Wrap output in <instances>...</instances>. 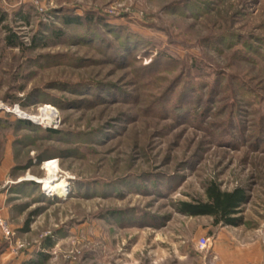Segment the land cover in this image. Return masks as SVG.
<instances>
[{"label": "rangeland", "instance_id": "374dc122", "mask_svg": "<svg viewBox=\"0 0 264 264\" xmlns=\"http://www.w3.org/2000/svg\"><path fill=\"white\" fill-rule=\"evenodd\" d=\"M212 183L239 227L178 212ZM0 197L2 264H264V0H0Z\"/></svg>", "mask_w": 264, "mask_h": 264}, {"label": "trees", "instance_id": "16d2710c", "mask_svg": "<svg viewBox=\"0 0 264 264\" xmlns=\"http://www.w3.org/2000/svg\"><path fill=\"white\" fill-rule=\"evenodd\" d=\"M3 19V18H2ZM61 24L63 27H79L84 25H90L93 23L94 18L92 17H86V16H77V15H65L64 18H61ZM98 22L103 21L102 18H97ZM104 25V24H103ZM106 26V25H104ZM92 28V26H91ZM107 28V27H106ZM122 36H118L119 39L124 37L126 32H121ZM54 35L58 38H61L65 36V32L63 30L57 29L54 31ZM227 37V36H226ZM139 38L135 37L131 34H126L124 37V42L122 43L123 48L129 52L130 46L133 47V44L136 45V41L139 42ZM135 41V43H134ZM16 35H11L8 37L7 43H9L12 47H19L22 48L23 43L19 44L17 43ZM131 44V45H129ZM109 45V44H108ZM134 45V46H135ZM162 57L165 59L172 60L167 54H161ZM189 69H187L190 72H194V74H198V72H202V66L199 61L196 60L193 62V65H188ZM189 72V73H190ZM193 74V73H192ZM196 74V75H197ZM191 75V74H190ZM185 77V76H184ZM183 83V81H181ZM186 88L185 91H189L191 89H198L201 86L193 85L192 82H186ZM241 86V85H240ZM246 87V85H245ZM242 93L247 94V96L252 95L251 90L246 88H241ZM185 94V93H184ZM184 94H182L184 96ZM199 98L197 99L198 103ZM20 123H23L24 127H27L28 129H34L35 126L33 123H31L28 120L19 121ZM51 133H58L56 130H49ZM34 185V183H32ZM206 201H199V202H182L180 203L178 207V212L185 215V216H191V217H203V216H210L213 218V225L218 226H236L239 227L242 225V221L240 218L236 217V215L239 214V209L246 204L248 200V196L246 195L245 191L242 188H236L232 190L231 192L223 191L221 187L218 184L212 183L206 188Z\"/></svg>", "mask_w": 264, "mask_h": 264}, {"label": "bare ground", "instance_id": "6f19581e", "mask_svg": "<svg viewBox=\"0 0 264 264\" xmlns=\"http://www.w3.org/2000/svg\"><path fill=\"white\" fill-rule=\"evenodd\" d=\"M40 115L41 116L39 118L32 116L31 119L35 121H41L42 123H45V124H54V122H56L58 119V115L55 109L53 110L50 108L43 109ZM56 174L57 173L51 170L47 178H45L44 180H37V181L40 184L41 183L44 184L47 188L54 189L55 191L57 190V193L63 194L67 186L65 185V182H58L55 180Z\"/></svg>", "mask_w": 264, "mask_h": 264}, {"label": "built area", "instance_id": "2783aa9c", "mask_svg": "<svg viewBox=\"0 0 264 264\" xmlns=\"http://www.w3.org/2000/svg\"><path fill=\"white\" fill-rule=\"evenodd\" d=\"M0 230L2 233H4L5 237H11L13 235L10 224L6 218H4L2 215H0ZM209 241L208 239L204 238L200 241V247L202 250H204Z\"/></svg>", "mask_w": 264, "mask_h": 264}, {"label": "crops", "instance_id": "0c3cea01", "mask_svg": "<svg viewBox=\"0 0 264 264\" xmlns=\"http://www.w3.org/2000/svg\"><path fill=\"white\" fill-rule=\"evenodd\" d=\"M0 201H1V197H0ZM3 209H2V204H1V202H0V215H2L3 216V214H2V211ZM4 240H5V237H4V235H3V233L1 232V230H0V263L2 262V261H4V259H6V256H7V253H5V254H3V250H2V247L5 245V242H4ZM6 249V248H5ZM4 249V250H5ZM2 264V263H1Z\"/></svg>", "mask_w": 264, "mask_h": 264}]
</instances>
